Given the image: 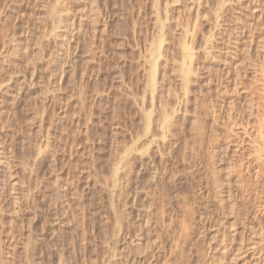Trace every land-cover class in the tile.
<instances>
[{
  "label": "rangeland",
  "instance_id": "rangeland-1",
  "mask_svg": "<svg viewBox=\"0 0 264 264\" xmlns=\"http://www.w3.org/2000/svg\"><path fill=\"white\" fill-rule=\"evenodd\" d=\"M218 1L0 0V264H264V0Z\"/></svg>",
  "mask_w": 264,
  "mask_h": 264
},
{
  "label": "bare ground",
  "instance_id": "bare-ground-1",
  "mask_svg": "<svg viewBox=\"0 0 264 264\" xmlns=\"http://www.w3.org/2000/svg\"><path fill=\"white\" fill-rule=\"evenodd\" d=\"M194 1H195V2H200V3L202 2V0H197V1L194 0ZM205 1H206V0H205ZM219 1H220V0H219ZM219 1H218V2H219ZM221 1L223 2L224 0H221ZM221 1H220V2H221ZM222 2H221V3H222ZM156 3L158 4V0H156ZM156 3H154V4H156ZM160 3H161V2H160ZM200 3H199V5H200ZM158 5H159V4H158ZM158 5H157L156 7L159 8ZM197 5H198V4H197ZM218 5H220V4H218ZM192 6H194L193 3L191 4L190 7L192 8ZM158 8H157V10H156V17H155V18H156L155 26L157 27V29H156V30H157V34H156L155 37H156L157 40H158V44H157V45H158V49H157V51L154 50L155 52L152 51V55L150 54V55H151L150 57H152V61H153V63H152V68H151V71H150V84H151V89H152V91H151V93H150V94H151V95H150V96H151V97H150L151 99L149 98V100L151 101V102L149 101V104H150V105H151V103H154V99H155V90L157 91V88H158L157 86L159 85V83H161L160 80H162V79H161V76L159 77V74H160L159 70H161V69H160V67H161V62H162L163 58H166V60L169 61V59L166 57V56H169V55H166V53H168L169 51H168V52L166 51V53H165L166 48H167V50H169V49H168L169 47H168V46H167L166 48L164 47V46H165V45H164V41H167V40L169 39V38H167V40H165V36H166L167 33H168V31H166V28H167V29H170V31H172L171 26H170L169 24H167L168 22H167L166 24L169 26V28L166 27L165 23L162 21V18H161V15H162V14L160 15V13H159V9H158ZM165 9H166V8H165ZM165 9H164V10H165ZM189 9H190V8H189ZM168 11H169V10H168ZM168 11H167V9H166V12H168ZM220 11L222 12V9H221ZM220 11H219V12H220ZM166 12H165L164 14H166ZM197 12H199V11H197ZM213 12H214V11H213ZM202 13H203V12H202ZM216 13H217V11H216ZM198 14H199V13H198ZM200 15H201V14H200ZM216 15H218V14H216ZM216 15H215V16H216ZM222 15H223V13H222ZM213 16H214V15H213ZM213 16H212V17H213ZM198 17H200V16H198ZM203 17H204V16H203ZM222 18H223V16H222ZM222 18H221V19H222ZM214 19H215V18H214ZM218 19H219V18H218ZM218 19H217V20H218ZM217 20H216V21H217ZM164 21H165V20H164ZM218 21H219V20H218ZM220 21H222V20H220ZM178 24H179V23H178ZM186 24H187V23H186ZM201 24H202V23H201ZM180 26H181V24H180ZM183 26L185 27L186 25H183ZM187 26H188V25H187ZM187 26H186V27H187ZM195 26H196V24H195ZM196 28H197V27H196ZM189 29H190V28L187 27V28H183V30H182V26H181V30H182L181 32H182V33H181V32H179V33H181V34L184 35V36H182V35L180 34L181 39H182V37L184 38V37H187V36H188V34H189L188 32L190 31ZM215 29H216V28H215ZM213 30H214V29H213ZM196 32H197V31H196L195 28L193 29V32H192V31L190 32V33H191V34H190L191 36L189 35L188 40H189V38H190V40H189L188 42L186 41V39H184L182 42L180 41L181 51H182V54H183V60H182V66H181V67H182V72H183V73H182V78H183V81L187 82L188 84L191 83V82H190V81H191L190 78L192 77V74L195 75L194 72H195L196 70H194V69H196V68L193 69V64H194L195 62H198V61H195V62H194V59H196V58H195L196 56H195V54H194V51H195V49H196V44L194 45V43H196V42L198 41V40H197V39H198V38H197V35H198V34H196ZM213 32H214V31H213ZM170 33H171V32H170ZM165 34H166V35H165ZM168 35H169V34H168ZM169 36H170V35H169ZM209 36H210V35H209ZM209 36H208V37H209ZM208 37H206V38H208ZM196 38H197V39H196ZM206 38H205V39H206ZM181 39H180V40H181ZM195 39H196L197 41H196ZM194 41H195V42H194ZM153 42H155V41H153ZM153 42H152V44H153ZM167 43H168V42H167ZM167 43L165 42V44H167ZM207 43H209V42H207ZM170 44H171V43H170ZM151 47H152V46H151ZM151 47H150V48H151ZM150 48H149V49H150ZM197 54H198V53H197ZM206 54H208V53H206ZM165 55H166V56H165ZM198 56H199V55H197V59H198ZM160 58H162L161 61H160ZM164 60H165V59H164ZM164 60H163V61H164ZM166 60L164 61L165 63H162V66H164L163 64H165V65L167 64V61H166ZM197 64H198V63H197ZM164 67H165V66H164ZM166 68H167V67H166ZM166 68H165V69H166ZM197 69H198V68H197ZM163 71H164V69H163ZM165 71H166V70H165ZM177 72H178V71H177ZM166 73H167V72H166ZM178 74H179V73H178ZM263 76H264V73H263ZM159 79H160V80H159ZM179 79H180V78H179ZM191 79H192V78H191ZM180 81H181V80H180ZM188 84H187V85H188ZM148 85H149V84H148ZM161 85H162V84H161ZM164 85H165V84H164ZM188 86H190V85H188ZM159 87H160V86H159ZM162 87H163V86H162ZM162 87H161V88H162ZM186 87H187V86H186ZM149 88H150V87H149ZM164 88H165V86H164ZM188 88H190V87H188ZM188 88H187V90H188ZM159 89H160V88H159ZM184 89H185V88H184ZM161 90H163V89H161ZM185 90H186V89H185ZM158 92H159V91H158ZM158 92H157V93H158ZM157 93H156V94H157ZM159 93H160V92H159ZM160 94H162V91H161ZM157 95H158V94H157ZM158 96H159V95H158ZM158 96H156V97H158ZM160 96H161V95H160ZM158 98H159V97H158ZM158 98H157V99H158ZM157 99H156V100H157ZM158 100H160V99H158ZM155 102H157V101H155ZM155 104H156V103H155ZM157 104H158V103H157ZM157 104H156V106H154V108L157 107ZM161 106H162V105H161ZM161 106L158 105V107H160V108H161ZM151 107H152V106H151ZM160 108H158V109H160ZM151 109H152V108H151ZM158 109L155 108V111L158 110ZM153 110H154V109H153ZM160 110H161V109H160ZM145 111H147V109H146ZM158 111H159V110H158ZM158 111H157V113H158ZM151 112H152V111L149 112V109H148V113L151 114ZM160 112H161V111H160ZM152 113L156 114L155 112H152ZM166 113H167V112H166ZM166 113H164V115H165ZM149 114H148V115H149ZM154 114H153V115H154ZM162 114H163V113H162ZM167 114L169 115V113H167ZM167 114H166V115H167ZM166 115H165V117H166ZM153 118H154V117H153ZM163 118H164V116H163ZM167 118H168V117H167ZM150 119H151V118L148 117V120H147L146 122L148 123V121H149ZM164 119H165V118H164ZM164 119H163V120H164ZM152 120H153V119H152ZM160 120H161V119H160ZM166 120H167V119H166ZM168 120H169V119H168ZM150 121H151V120H150ZM161 121H162V120H161ZM164 121H165V120H164ZM164 121H163V122H164ZM151 122L153 123L154 121H151ZM163 122H161V123H163ZM169 122H170V121H169ZM169 122H167L166 125H165V127H163V128H167V125H169ZM170 123H171V122H170ZM154 125H155V124H154ZM156 125H157V124H156ZM197 125H198V124H197ZM198 126H199V125H198ZM148 127H150V124H149ZM150 128H151V127H150ZM200 129H201V128H200ZM151 130H152L151 133L154 132L153 129H151ZM148 131H150V129H149ZM165 131H166V130H165ZM197 131H198V130H197ZM201 131H202V130H201ZM228 131H229V130H228ZM199 132H200V131H199ZM199 132H198V133H199ZM196 133H197V132H196ZM147 134H148V136H149L150 132H147V133H146V136H147ZM199 134H200V133H199ZM227 134H228V133H227ZM164 135H166V134H164ZM152 136H153V135H151V137H152ZM200 136H201V135H200ZM153 137H154V136H153ZM153 137H152V138H153ZM149 139H150V137H149ZM155 142H156V141H155ZM143 143H144V142H143ZM161 143H162V142H161ZM260 145H261V144H260ZM260 145H259V146H260ZM259 146H258V147H259ZM263 146H264V144H263L262 146H260V147L262 148ZM158 147H159V146H158ZM260 147H259L258 149H260V152H261L262 150H261ZM135 149H136V148H135ZM262 149H263V148H262ZM263 150H264V149H263ZM141 151H142V150H141ZM144 152H145V151H144ZM147 152H148V151H147ZM149 154H150V152H149ZM149 154L146 153L147 156H148ZM151 154L153 155V153H151ZM151 154H150V156H151L150 158L147 157V158H149L148 160H144L143 157H145V156H144V153H143V154H142L143 156H142V155L140 156V157H141V161H140V162H141V165H142L146 170H148V169H149L148 166H149L150 164H152V165L154 166V171H153V170H152V171L155 173L153 176H156V174H158V173L160 174V172H161V171L159 170V167H160V166L158 167V166H157L158 163L155 162V160H154V158H155L156 156L153 155V156H154V158H153V156H152ZM158 154H159V153H158ZM130 155H131V154H130ZM137 155H138V154H137ZM134 156H135V155H134ZM137 157H138V156H137ZM140 157H139V158H140ZM160 157H161V156H160ZM131 158H132V157H131ZM139 158H138V159H139ZM147 158H146V159H147ZM161 158H163V156H162ZM161 158H160V159H161ZM127 159H128V160H127ZM127 159L125 158L124 160H127V161L130 160L129 158H127ZM163 159H164V158H163ZM165 159H166V158H165ZM124 160H123V161H124ZM123 161H122V162H123ZM122 162H121V164H122ZM130 162H132V161H130ZM133 162H134V161H133ZM164 162H165V160H164ZM123 163H125V162H123ZM127 163H129V162H127ZM160 163H161V162H160ZM162 163H163V162H162ZM131 164H132V163H131ZM131 164H129V167H131V166H130ZM126 165H127V164H126ZM117 166H118V165H117ZM122 166H124V165L122 164ZM122 166H121V167H122ZM132 166H133V165H132ZM126 167H127V166H126ZM129 167H127V168H129ZM140 167H141V166H140ZM143 167H141V168H143ZM124 168H125V166H124ZM127 168H126V170H128ZM132 168L134 169V167H131V168H129V170H131ZM141 168H140V170H141ZM116 169H117V167H116ZM120 169H121V168H120ZM160 169H161V168H160ZM129 170L127 171V173L130 172ZM123 171H124V169H123ZM132 171H133V170H131L130 173H132ZM144 171H145V170H144ZM150 171H151V170H150ZM152 171H151V172H152ZM155 171H156V172H155ZM164 171H165V170H164ZM117 172H119V171H117ZM117 172H116V174L114 175V177H113L114 179H113L112 181H114V187H115V188H116L117 186H119V187H118V194L121 195V193L126 192V189H127V188H125L126 186H124V188H125V191H124V188L122 187V185H121V184L119 185V183H121V182H120L119 177H118V176H119V173H117ZM120 172H121V170H120ZM125 172H126V171H125ZM125 172H124V173H125ZM127 173H125V174H127ZM140 173H141V172H140ZM117 174H118V175H117ZM121 174H122V173H121ZM162 174H163V173H162ZM122 175H124V174H122ZM128 175L130 176V174H128ZM138 175H139V174H138ZM124 176H125V175H124ZM129 176H128V177H129ZM153 176H152V177H153ZM121 177H122V176L120 175V178H121ZM156 177H157V176H156ZM156 177H155V178L153 177V180H155ZM122 179H123V177H122ZM126 179H127V178H126ZM118 180H119V183H118ZM162 180H163V179H162ZM229 182H230V181H229ZM127 184H128V183H127ZM145 185H146V184H145ZM139 188H140V187H139ZM147 188H148V187H147ZM150 188H151V187H150ZM199 190H200V189H199ZM139 191H140V190H139ZM116 193H117V192H116ZM134 193H135V192H134ZM118 194H117V195H118ZM123 194H124V193H123ZM149 194H150V193H148V195H149ZM151 194H152V193H151ZM0 195H1V194H0ZM124 196H125V195H124ZM137 196H139V195L137 194ZM149 196H150V195H149ZM119 197H120V196H119ZM134 197H135V196H134ZM184 197H185V196H184ZM186 197H187V196H186ZM186 197H185V198H186ZM125 198H126V197H125ZM125 198H124V199H125ZM137 198H138V197H137ZM16 199H17V198H16ZM135 199H136V198H135ZM186 199H187V198H186ZM188 199H189V198H188ZM116 200H117V199H116ZM118 200H119V199H118ZM136 200H137V199H136ZM197 200H198V199H197ZM0 201L2 202V199H1ZM16 201H17V200H16ZM133 201H134V199H133ZM1 202H0V205H1ZM125 202H126V201H125ZM195 202H196V201H195ZM198 202H199V200H198ZM203 202H204V201H203ZM205 202H206V201H205ZM150 203H151V202H150ZM167 204H168V203H167ZM169 204H170V203H169ZM186 204H187V203H186ZM125 205H126V204H125ZM172 205H173V204H172ZM204 205H205V204H204ZM150 206H151V205H150ZM184 206H185V204H184ZM190 207H191V205H190ZM204 207H205V206H204ZM161 208H162V207H161ZM168 208H169V207H168ZM170 208H171V207H170ZM165 209H166V208L162 209V211H161V215H160V216H161L162 219L164 218V216H166V215H165V211H166L167 209H166V210H165ZM193 209H194V208H193ZM149 211H150V210H149ZM168 211H169V210H168ZM200 211H201V210H200ZM115 212H116V207H115ZM121 212H122V211H121ZM137 212H138V211H137ZM146 213H147V212H146ZM150 213H151V212H150ZM154 213H155V212H154ZM172 213H173V212H172ZM115 214H116V213H115ZM141 214H142V213H141ZM149 215H150V214H148V216H149ZM151 215H152V214H151ZM151 215H150V216H151ZM167 215H168V214H167ZM172 215H173V214H172ZM200 215H201V214H200ZM129 216H130V215H129ZM170 216H171V214H170ZM207 216H208V215H207ZM124 217H125V216H124ZM134 217H135V216H134ZM141 217H142V216H141ZM146 217H147V216H146ZM152 217H153V216H152ZM157 217H158V216H157ZM171 217H172V216H171ZM184 217H185V216H184ZM143 218H144V216H143ZM148 218H149V217H148ZM159 218H160V217H159ZM182 218H183V217H182ZM194 218H195V217H194ZM198 218H199V217H198ZM125 219H126V218H125ZM170 219H171V218H170ZM204 219H205V218H204ZM132 220H133V218H132ZM132 220H131V221H132ZM151 220H152V219H151ZM158 220H159V219H158ZM116 221H117V222H116V226H117V228H118V230H119V233H122L123 231H121V230H122V226H123L122 223H123V222L121 223V218H119V217L117 216V217H116ZM145 221H147L146 223L150 222V218H149V219H146ZM159 221H160V220H159ZM171 221H172V220H171ZM173 221H174V220H173ZM187 221H188V220H185V219H184V222H186V224H185V223L181 224V225H182V228L184 227V229H183L182 232H180V233L183 234V235L188 233V232H187V229H188V225H189L190 223L187 224ZM199 221H200V220H199ZM128 222H129V221H128ZM133 222H134V221H133ZM163 222H164V221H163ZM190 222H191V221H190ZM192 222H193V221H192ZM192 222H191V223H192ZM131 223H132V222H131ZM134 223H135V222H134ZM156 223H157V222H156ZM159 223H160V222H159ZM172 223H173V222H172ZM196 223H197V222H196ZM200 223H201V221H200ZM144 224H145V222H144ZM179 224H180V223H179ZM192 224H193V223H192ZM147 225H148V224H147ZM150 225H151V224H150ZM153 225H154V224H153ZM165 225H166V224H165ZM183 225H184V226H183ZM139 226H140V225H139ZM189 226H191V224H190ZM196 226H197V225H196ZM140 227H141V226H140ZM146 227L148 228L149 225L146 226ZM180 227H181V226H180ZM142 228H143V227H142ZM151 228H152V227H151ZM158 228H159V227H158ZM189 228H190V227H189ZM134 229H135V228H134ZM148 229H150V228H148ZM148 229H147V231H148V233H149V230H148ZM185 229H186V230H185ZM193 229H194V228H193ZM116 230H117V229H116ZM116 230H115V231H116ZM118 230H117V231H118ZM124 230H125V229H124ZM128 230H129V229H128ZM137 230H138V229H137ZM154 230H155V228H154ZM166 230H167V229H166ZM194 230H195V229H194ZM120 231H121V232H120ZM138 231H140V230H138ZM179 231H180V230H179ZM183 231H186L187 233H186V232H183ZM136 232H137V231H136ZM143 232H144V231H143ZM145 232H146V231H145ZM191 232H192V231H191ZM119 233H118V235H119ZM126 233H128V232H126ZM115 234H116V233H115ZM137 234H138V233H137ZM188 234H190V233H188ZM129 235L131 236L130 233H129ZM149 235H151V234H149ZM119 236H120V235H119ZM119 236H118V237H119ZM124 236H125V235H124ZM126 236H127V235H126ZM130 236H129V237H130ZM116 237H117V236H116ZM122 237H123V236H122ZM139 237H141V236H139ZM148 237H150V236H148ZM183 237H184V236H183ZM183 237H182V238H183ZM186 237H187V236H186ZM112 238H113V237H112ZM114 238H115V237H114ZM119 238H120V237H119ZM123 238H124V237H123ZM125 238H126V237H125ZM142 238H143V237H142ZM146 238H147V237H146ZM149 239H150V238H149ZM183 239H184V238H183ZM185 239H186V241H187L188 238H185ZM185 239H184V240H185ZM116 240H117V239H116ZM131 241H132V240H130L129 242H131ZM149 241H150V240H149ZM179 242H180V241H179ZM181 242H182V241H181ZM223 242H224V241H223ZM145 243H146V242H145ZM177 243H178V242H177ZM182 243H184V242H182ZM182 243H181V244H182ZM191 243H192V242H191ZM141 244H142V243H141ZM181 244H179V245H181ZM144 245H145V247L148 246V245H146V244H144ZM149 245H150V242H149ZM183 245H184V244H183ZM223 246H224V245H223ZM159 247H160V246H159ZM176 247H178V245H177ZM179 247L181 248V246H179ZM179 247H178L179 250H177V248H176L177 252H178V251H179V252H182L181 255L184 254V253L186 252V251H184L186 248H185V249L183 248V251H184V253H183V251H181ZM225 247H226V246H225ZM149 248H150V246H149ZM124 249H125V248H124ZM145 249H146V248H145ZM181 249H182V248H181ZM152 250H153V249H152ZM231 250H232V249H231ZM231 250H230V251H231ZM118 251H119V250H118ZM148 251H149V249L147 250V252H148ZM223 251H224V250H223ZM227 251H228V250H227ZM143 252H144V251H143ZM152 252H153V251H152ZM154 252H155V251H154ZM154 252H153L152 254H149V253H148V254H149V255H152L154 258H155V257H158L159 255L157 256L156 253H154ZM162 252H163V251H162ZM177 252H175V253H177ZM179 252H178V253H179ZM224 252H226V251H224ZM228 252H229V251H228ZM232 252H233V251H232ZM232 252H231V253H232ZM157 253H158V252H157ZM178 253H177V254H178ZM115 254H116V253H115ZM129 254H130V253H129ZM148 254H146V255H148ZM224 254H225V253H224ZM143 255H144V254H143ZM185 255L187 256V253H186ZM185 255H184V256H185ZM233 255H234V257H236L234 253H233ZM233 255H232V256H233ZM122 256H123V255H122ZM160 256H161V254H160ZM186 256H185V257H186ZM225 256H227V255H225ZM124 257H125V256H124ZM234 257H232V258L235 260ZM145 258H146V259H145ZM145 258H144V259H145L144 262H145V261H146V262H145V263L143 262V263H141V264H151V263H154V262H155V261H154V262H152V261H148V258H147L146 256H145ZM149 258H150V257H149ZM151 258H152V257H151ZM181 258H184L183 255L181 256ZM187 258H188V256H187ZM228 258H229V257H228ZM138 259H139V258H138ZM157 259H158V258H157ZM188 259H189V258H188ZM229 259H230V258H229ZM229 259H228V260H229ZM233 259H230V260H231V261H234ZM159 260H160V257H159ZM183 260H184V259H183ZM185 260H187V259L185 258ZM181 261H182V260H181ZM188 261H190V260H188ZM126 262H127V261H126ZM132 262H133V261H132ZM137 262H139V261H137ZM141 262H142V261H141ZM159 263H160V262H159ZM163 263L166 264L167 261H166V262H163ZM163 263H161V264H163ZM137 264H138V263H137ZM188 264H190V263H188Z\"/></svg>",
  "mask_w": 264,
  "mask_h": 264
}]
</instances>
